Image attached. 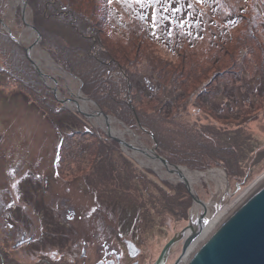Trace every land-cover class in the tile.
<instances>
[{
  "label": "rangeland",
  "instance_id": "374dc122",
  "mask_svg": "<svg viewBox=\"0 0 264 264\" xmlns=\"http://www.w3.org/2000/svg\"><path fill=\"white\" fill-rule=\"evenodd\" d=\"M9 5L0 0V186L10 163L45 175L41 188L52 201L62 198L78 215L86 210L106 232L119 225L146 239L158 259L189 226L197 201L183 180L141 158L156 151L164 165L220 170L228 201L264 175V0H28L25 21L29 15L41 32L39 48L71 80L46 62L35 68L20 45L28 29L21 4L14 16ZM78 93L94 112L100 106L125 124L117 129L128 133L129 149L109 137L110 127L64 103L80 104ZM201 183L196 190L209 203L217 183ZM46 196L37 205L48 228L55 220L72 231L84 226L79 217L70 227L59 212L51 217L41 203ZM30 209L27 217L15 213L19 226L35 227ZM182 247L180 241L170 249L167 264Z\"/></svg>",
  "mask_w": 264,
  "mask_h": 264
},
{
  "label": "flooded vegetation",
  "instance_id": "af4514ba",
  "mask_svg": "<svg viewBox=\"0 0 264 264\" xmlns=\"http://www.w3.org/2000/svg\"><path fill=\"white\" fill-rule=\"evenodd\" d=\"M2 156L0 160L4 159ZM9 166H5L6 184L0 186V264H25L23 260H29L30 264H155L158 260L152 254L154 245H147L146 239L122 231L119 225L115 233L106 232L99 224H93L86 210L78 215L62 198L52 201L49 190L41 188V183L48 185L45 175L25 171L21 164H12L11 169ZM26 182L30 185L26 186ZM37 184L40 188L34 187ZM44 194L47 198L41 203L46 204L51 217H57L59 212L60 220L69 227L70 221L79 217L84 226L72 231L55 220L53 228H48L46 210L42 212L37 205L38 196ZM30 207L37 219L35 227L19 226L15 213L27 217L25 210L29 211Z\"/></svg>",
  "mask_w": 264,
  "mask_h": 264
},
{
  "label": "bare ground",
  "instance_id": "6f19581e",
  "mask_svg": "<svg viewBox=\"0 0 264 264\" xmlns=\"http://www.w3.org/2000/svg\"><path fill=\"white\" fill-rule=\"evenodd\" d=\"M25 0H9V13L11 15H16V13L19 10L20 4H22ZM31 17L29 15L26 16V24H28L30 27L33 26ZM38 39V32L34 29H27L24 33V35L21 37L20 42L21 44L28 48V54L30 58L38 63L41 66V69H44V62H46V66L50 67L52 69L61 70L58 69L54 62L51 61L48 54L41 50L36 43ZM61 72L65 75L67 79H70L73 77V75L64 72L61 70ZM58 82L50 83L52 87L59 93L58 91ZM61 96V94L59 93ZM77 100L80 104L77 103V101L73 102L71 100H63L65 104H68L74 109H78L81 111H86L90 118H95V120H99V124H101L103 127L107 125V127H110V133L113 135V137L116 140L124 141L125 136L128 135L126 131H121L117 129V125L120 124L115 119H105L103 120L96 117V112H94L93 109H96V106L93 103L88 102L85 97H83L82 94H77ZM62 100V99H61ZM86 104L87 108L84 107ZM99 116V115H98ZM124 147L126 149H129L130 144H125ZM144 154V151H142ZM136 156L138 153L135 151L134 153ZM155 155L152 154L150 158L142 159L143 164L150 165L155 167L158 171H160V174L162 175H168L171 179H179L183 180L187 183L192 184V187L190 188L192 192H190L191 197L193 199L194 196L198 195V192L196 190L197 185L202 184L201 182L204 179H212L217 183V192L215 193V196L211 200V202H196V205L194 206L192 210L191 215V223L189 226L184 229L181 233H179L176 236V241L174 244L171 245L168 252L166 253L167 257L170 253V249L174 247L176 244H178L180 241L187 242L190 240V244L188 245V249L181 255L179 264H184L194 253L195 251L208 239V237L219 227V225L241 204V202L264 180V175L261 176V178L253 183L248 188L244 189L240 195L235 198L232 201H228V196L230 194V190L227 187L226 178L224 176V173L220 170H207V171H191L186 167H179V166H171V165H164L162 162L158 161L156 158H154ZM168 172L171 174H168ZM223 200H225L223 202ZM203 226L204 230L203 232L196 237L195 232L201 231V227ZM183 248V247H182ZM182 253V252H181ZM180 256V255H179ZM163 264V263H162ZM167 264V262L165 263Z\"/></svg>",
  "mask_w": 264,
  "mask_h": 264
},
{
  "label": "water",
  "instance_id": "95a60500",
  "mask_svg": "<svg viewBox=\"0 0 264 264\" xmlns=\"http://www.w3.org/2000/svg\"><path fill=\"white\" fill-rule=\"evenodd\" d=\"M27 7L28 0H25L21 4L22 20L25 24V14ZM26 27L28 29H34L38 32V39L36 41L38 44L42 39L39 29L34 27V25L30 27L28 24ZM8 33L16 41V43H19V38L15 37L10 29H8ZM20 45L28 56V48L24 47L22 44ZM28 58L37 70L42 71V69H40V67L31 60L30 56H28ZM50 78L56 84V79L53 76H50ZM96 114L104 117L105 119H111L110 116L103 112L100 106L99 111H96ZM120 123L123 124L122 122ZM127 130L133 135L132 131H130L128 128ZM107 134L109 137L112 136L109 131ZM115 141L121 145L128 143L126 141ZM152 153L162 162L169 163L165 158L158 155L156 151H152ZM183 182L187 186L188 190L192 192L190 189L192 184L185 181ZM194 198V200L197 202L202 201L199 195L194 196ZM203 230L204 228L202 226L201 231L195 232V236L198 237L203 232ZM176 236L165 245L160 257L155 264L163 263L164 258L167 255L166 253L168 252L171 245L176 241ZM190 242V240L184 242L181 251L182 253L178 257L175 264H179L180 257L188 249ZM184 264H264V180L219 225V227Z\"/></svg>",
  "mask_w": 264,
  "mask_h": 264
},
{
  "label": "trees",
  "instance_id": "16d2710c",
  "mask_svg": "<svg viewBox=\"0 0 264 264\" xmlns=\"http://www.w3.org/2000/svg\"><path fill=\"white\" fill-rule=\"evenodd\" d=\"M103 1V0H102ZM102 5V3L100 4V6ZM74 20H76V19H74ZM55 55V54H54ZM55 57L57 58V59H59V57L57 56V55H55ZM94 59H95V57H94ZM104 64L105 65V63L104 62H102V61H100L99 62V64ZM148 83L150 82V81H148V80H146ZM131 88V87H130ZM154 89V87L153 88H151V90H153ZM48 93V92H47ZM47 95H50V91H49V94H47ZM52 96H53V94H51ZM130 95H131V93H130ZM53 99H55L54 98V96L52 97ZM100 103H102V102H100ZM128 104H129V106L127 107V110L129 111V113L130 114H132L133 115V117L136 119V121L139 123L140 122V118H139V116L137 115V112H136V110L134 109V107L132 108V103H131V101L130 102H128ZM103 105V104H102ZM61 159V158H60ZM121 176V175H120Z\"/></svg>",
  "mask_w": 264,
  "mask_h": 264
},
{
  "label": "snow or ice",
  "instance_id": "6c2138e0",
  "mask_svg": "<svg viewBox=\"0 0 264 264\" xmlns=\"http://www.w3.org/2000/svg\"><path fill=\"white\" fill-rule=\"evenodd\" d=\"M138 2H139V0H138Z\"/></svg>",
  "mask_w": 264,
  "mask_h": 264
}]
</instances>
